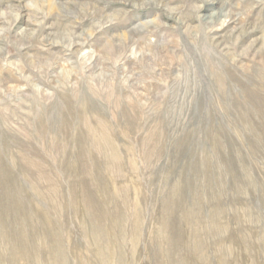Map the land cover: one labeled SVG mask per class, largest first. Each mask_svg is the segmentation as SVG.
<instances>
[{
  "label": "rangeland",
  "instance_id": "374dc122",
  "mask_svg": "<svg viewBox=\"0 0 264 264\" xmlns=\"http://www.w3.org/2000/svg\"><path fill=\"white\" fill-rule=\"evenodd\" d=\"M0 171L7 208L31 203L71 234L60 264H76L73 244L100 264H180L184 234L156 216L167 202L177 229L187 209L197 230L212 218L261 233L264 0H0ZM155 233L163 257L145 250Z\"/></svg>",
  "mask_w": 264,
  "mask_h": 264
},
{
  "label": "bare ground",
  "instance_id": "6f19581e",
  "mask_svg": "<svg viewBox=\"0 0 264 264\" xmlns=\"http://www.w3.org/2000/svg\"><path fill=\"white\" fill-rule=\"evenodd\" d=\"M65 36H66V34H65ZM80 114L82 115V113H80ZM79 118H81V116ZM82 121H86V120H82ZM96 124L98 125L99 123H96ZM94 126H95V124H94ZM89 127H90V125H89ZM89 127H87L88 131H89V129H88ZM97 129H98V127H97ZM105 129H108V128L106 127ZM103 132H104L103 133L104 138L107 137L108 139L112 140L110 138V135L108 133H106L107 132L106 130H104ZM91 133H92V131H91ZM92 135L90 134V136H92ZM97 136L95 139L98 143L101 144L103 136H102V134H101V136H98V138H97ZM92 139H93V137H92ZM106 146L110 150L113 159L118 157L116 147H115L116 145H114V143L112 141L108 142ZM81 154H82V152H81ZM88 156H89V154H88ZM104 157H105V155H104ZM118 161H116V162H118ZM90 164H92V163H89V165ZM94 166H96V165H94ZM3 171H5V172H3L4 173L3 177L5 180L3 179V181H2V189L6 190L12 184L13 177L11 176L10 172H6L7 170L4 169ZM9 171H10V169H9ZM110 182H112V181H110ZM116 198H117V196H116ZM111 201H113V200H111ZM121 205H123V202ZM125 205H126V207L128 206L127 210L130 207V211H131L130 216H128L130 219H128V220L131 221L132 228L130 227L131 230L129 229L130 233L128 235V239H129V241L134 240L136 238L139 239V237H140L139 230H140V226H141V225H139L140 224L139 221L141 220L139 218L141 216L139 203L137 201H130L127 204L125 203ZM163 205H164L163 207H165V208L162 211H159L158 214L156 215L162 231L164 232V230H165L168 233L169 230L172 227H174L175 232L181 231L184 234V239H185L184 245H185V247H182L181 249L185 248L186 251H185V256H183V258H182L183 261L180 262V264H264V229L261 231V233H256V231L253 229V227H248V228H246L245 231H239V230L233 229L232 228L233 226H230L229 223H227V222L221 223L219 220L211 218L210 224L204 225L203 227H201L197 230V227H195L196 226L195 222L190 221L191 211H189L187 209L182 212V217L180 216L182 218L180 220V227L177 229L174 225V222H172V218H170V216L172 215V211L170 208H168L169 203L167 202ZM74 206L77 208V212H76L77 216L79 218H81V220H82V218L84 217V213L88 210V207H86V206L81 207V203L79 200L74 201ZM7 207L4 205V202L1 200V197H0V264H56L57 262H59V264H60L61 259L64 261L67 260V259L66 260L63 259L65 252L68 254V251L66 250L67 246H66V249L64 247V243H65L64 241H66V239L71 241V234H67V236L65 238L64 237L61 238L60 237L61 234H59L60 232L59 233L57 232L58 226L54 225V223L52 221L53 219L51 218L49 212H45V213L38 212L37 214H35L34 213L35 212L34 207L32 206L31 203L26 205L25 207H22L19 203H14L9 208H7ZM29 211L33 212L35 218H37V221L40 224L39 225V227H40L39 232L44 237H43V239H40L39 241L38 240L36 241L32 235H27L25 232H28V231L24 232V230L26 229V228L24 229L25 226L28 229L30 226L33 225L32 219L28 218L29 217ZM10 213L16 215V219L19 221L17 223V224H19L18 230H12L14 228L8 227L9 223H7V222H8V217L10 216ZM18 215L21 216V218L18 217ZM111 219H113V218H111ZM108 222H110V221H108ZM112 222H113V225H115L118 228V225L115 224V221L112 220ZM117 224H119V223H117ZM13 225H15V224H13ZM104 227L106 228V225H104ZM31 228H33L32 233L36 231V227H31ZM119 228L121 230L122 227H119ZM128 228H127V231H128ZM53 230H55L56 232ZM105 231L106 230H104V232ZM107 231L109 232V235L116 237L112 223L108 226ZM198 232H200V236H199ZM63 233L64 232H62V236L64 235ZM127 234H128V232H127ZM37 236H38V234H37ZM162 236H160L161 238L158 241L159 236H157L156 233L150 235L148 238L147 247L145 248V250L149 251L151 249V247H155L158 249L159 255L161 257H163V254H167V252L171 251L168 248L166 249L167 252L163 249V245L165 244V238H164V234ZM211 236H216V239L214 241H210V242L207 240H204V238L207 237V239H208ZM48 238H50L49 244H47ZM36 239H39V237ZM199 242H201V243L199 244ZM198 244H199V247H198ZM73 245L74 246H72L70 253L72 254V256H75L74 260H75L76 264H100V260H98L97 257L93 256L92 259H94V262H92L90 260L91 256L89 258H88V256H84L83 252L80 251V249H79L80 247L78 248V246L76 247L75 244H73ZM110 246L113 247L112 244H110L109 247ZM111 247H110V249H111ZM105 248H106V246H105ZM110 249H108V250H110ZM87 250H88V248H87ZM108 252L109 251H107V253ZM87 253H88V251H87ZM99 253H100V250H99L98 254ZM101 254H102V252H101ZM167 255H166V257L168 260L163 259L162 264H176V262L174 260H172L171 257H169ZM81 259L83 261L85 260V262L81 263L80 262ZM106 264H108V263H106Z\"/></svg>",
  "mask_w": 264,
  "mask_h": 264
}]
</instances>
